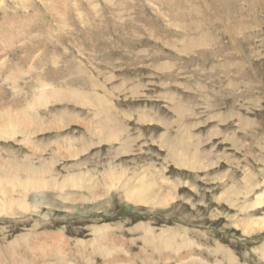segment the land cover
<instances>
[{"label": "rangeland", "instance_id": "obj_1", "mask_svg": "<svg viewBox=\"0 0 264 264\" xmlns=\"http://www.w3.org/2000/svg\"><path fill=\"white\" fill-rule=\"evenodd\" d=\"M0 6V264H264V0Z\"/></svg>", "mask_w": 264, "mask_h": 264}, {"label": "bare ground", "instance_id": "obj_2", "mask_svg": "<svg viewBox=\"0 0 264 264\" xmlns=\"http://www.w3.org/2000/svg\"><path fill=\"white\" fill-rule=\"evenodd\" d=\"M173 2H174V1H173ZM0 7H1V6H0ZM53 8H54V7H53ZM2 9H3V8H2ZM3 10H5V9H3ZM171 13H172V12H171ZM3 19H4V18H3ZM6 20H7V19H6ZM6 20H5V21H6ZM3 21H4V20H3ZM13 77H14V76H13ZM5 79H6V78H5ZM6 80H7V79H6ZM6 80H5V81H6ZM13 80H14V78H13ZM9 81H10V80H9ZM11 83H12V82H11ZM25 84H26V83H25ZM41 84H42V83H41ZM41 84H40V85H41ZM42 85H43V84H42ZM45 86H46V84H44V87H45ZM7 87H8V86H7ZM46 87H47V86H46ZM17 88H19V86H18ZM51 88H52V87H51ZM12 89H13V87H12ZM57 126H58V125H57ZM57 126H56V127H57ZM59 126H60V125H59ZM59 126L57 127L58 129H60V127H61V126H60V127H59ZM16 127H17V126H16ZM64 127H65V126H64ZM64 127H63V128H64ZM61 128H62V127H61ZM31 131H32V130H30V132H31ZM33 132H34V131H33ZM1 134H2V133H1ZM22 134H24V133H22ZM162 134H163V133H162ZM7 135H9V134H7ZM28 135H29V134H28ZM31 135H32V134H31ZM26 136H27V135H26ZM101 142H102V141H101ZM26 143H27V142H26ZM169 144H170V143H169ZM172 146H173V145H172ZM174 146H175V145H174ZM173 148H174V147H173ZM72 158H73V157H72ZM185 158H186V157H185ZM183 160H184V158H182L181 161H183ZM185 160H187V159H185ZM185 160H184V161H185ZM181 161H180V162H181ZM184 161H183V162H184ZM188 161H189V160H188ZM181 163H182V162H181ZM184 163H186V162H184ZM187 163H188V162H187ZM188 164H189V163H188ZM26 181H27V180H26ZM147 182H148V181H147ZM140 183H141V181H140ZM147 184L150 186V185L152 184V182H150V184H149V183H147ZM154 185H155V184H154ZM152 186H153V185H152ZM150 187H151V186H150ZM141 189H142V188H141ZM128 190H131V192L133 191L131 188L128 189ZM142 190H143V189H142ZM139 191H140V190H139ZM149 191H150V190H149ZM142 192H143V191H142ZM145 192H146V191H145ZM145 192H143V193L145 194ZM94 193H95V192H94ZM153 194H154V193H153ZM145 195H146V194H145ZM155 195H157V194H155ZM138 196H139L140 198H138ZM152 196H153V195H152ZM161 196H162V195H161ZM142 197H143V195H141V194H140V195L138 194V195L134 196L133 194L130 193L128 199H129L130 201H133V202H139V201H141ZM144 197H146V196H144ZM257 205H258V204H257Z\"/></svg>", "mask_w": 264, "mask_h": 264}]
</instances>
